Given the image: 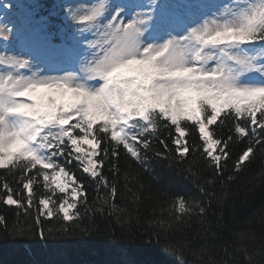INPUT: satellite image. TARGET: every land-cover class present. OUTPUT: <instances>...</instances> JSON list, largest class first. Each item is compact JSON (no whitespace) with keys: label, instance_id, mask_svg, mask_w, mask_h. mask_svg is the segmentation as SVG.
Instances as JSON below:
<instances>
[{"label":"snow or ice","instance_id":"obj_1","mask_svg":"<svg viewBox=\"0 0 264 264\" xmlns=\"http://www.w3.org/2000/svg\"><path fill=\"white\" fill-rule=\"evenodd\" d=\"M6 7L0 0V8ZM61 9L72 29L76 67L71 71L39 66L45 56L67 47L66 38L40 33L33 48L9 51L13 30L0 25V170L18 176L27 191L25 199H14L5 182L6 205L27 213L33 186L42 182L40 215L49 220L62 216L55 231H69L80 216L73 210L81 200L86 203L85 186L70 170L76 162L97 189L107 190L103 205L115 209L118 189L109 185L103 167L118 161L123 150L148 170L150 138L161 126L178 134L170 139L181 162L190 151L200 152L221 178L230 146L247 139L228 182L255 159L257 147H264V0H179L175 5L166 0H73ZM228 123L227 138L218 137L215 128ZM196 132L200 143L190 146L187 137ZM159 143L164 151L155 157L169 159L168 142ZM112 170L119 174L116 163ZM257 178L264 180V170L249 183ZM143 187L139 184L137 191ZM57 191L63 196L58 208ZM132 195L139 200L137 192ZM207 206L177 196L172 203L176 215L170 212L167 221L151 223L170 231L186 226V217L203 219ZM14 231L22 235L24 229ZM39 235H44L42 226ZM232 236L247 264H256L246 246L256 240V232L246 227ZM207 248L201 245L194 255L202 257ZM223 251L224 259L210 257L207 264H230L232 253L227 247ZM255 255L264 264V250Z\"/></svg>","mask_w":264,"mask_h":264},{"label":"trees","instance_id":"obj_2","mask_svg":"<svg viewBox=\"0 0 264 264\" xmlns=\"http://www.w3.org/2000/svg\"><path fill=\"white\" fill-rule=\"evenodd\" d=\"M44 1L45 9L35 7L42 17L38 24L40 32L62 37L67 30H72L61 9L52 6L54 0ZM230 128L232 125L228 123L223 128L216 127L215 132L218 137L227 138ZM175 135L178 134L173 128L161 126L150 138L152 149L146 153L148 170L123 150L118 161L106 162L103 174L109 185L115 183L118 189L115 209L103 205L107 190L103 186L97 189L74 162L70 170L85 186L86 203L81 200L78 208L73 210L80 216L63 234L55 231L62 226V216L49 220L40 215L38 202L45 194L42 182L34 184L33 204L25 213L23 209L3 202L8 194L3 187L5 182L12 189L14 199H25L27 191L18 176L0 170V264H207L210 257L217 261L224 259L225 247L232 253L230 264H247L244 254L236 251L237 243L232 236L233 231L246 227L257 234L256 240L246 242V246L259 264L261 257L255 253L264 250V239L261 238L264 236V180L257 178L253 183L249 180L264 170V147H257L255 159L233 182H228L227 176L232 172L235 159L247 146V139H237L230 146L231 158L224 165L221 178L216 176L200 152L190 151L181 162L170 139ZM161 139L166 140L172 149L169 159L154 155L156 151H164L159 143ZM187 141L190 146L200 143L198 132L189 135ZM113 163L119 168L116 176L113 175ZM139 184L144 187L137 191ZM200 187L205 188V193L200 192ZM132 192H137L138 201H134ZM177 196L206 203V216L203 219L186 217V226L163 231L158 224L151 222L167 221L171 218L170 212L176 215L172 203ZM53 198L57 207L63 196L57 192ZM37 216H40L43 237L39 235ZM15 228H23V234H18ZM201 245H207V251L202 257L194 255Z\"/></svg>","mask_w":264,"mask_h":264},{"label":"rangeland","instance_id":"obj_3","mask_svg":"<svg viewBox=\"0 0 264 264\" xmlns=\"http://www.w3.org/2000/svg\"><path fill=\"white\" fill-rule=\"evenodd\" d=\"M3 2L8 4L9 7L0 8V25H6L8 29L13 30L9 34V51H27L33 48V38L37 35L36 32L39 30L38 24H40L42 19L37 11L39 8L45 9L43 5L45 1L3 0ZM70 2H73V0H54L52 6L61 9L62 5H66ZM75 2L83 3L84 0H75ZM125 2L131 4L133 0H125ZM166 2L175 5L179 0H166ZM132 11H139V9H132ZM62 16L65 20L63 12ZM71 34L72 30L68 31V33L65 32L63 35L64 38L67 39V47L58 54L45 56L39 66L46 68V70H74L76 63L75 53L72 49ZM2 43H4V41L3 38L0 37V44ZM49 195H51V193H49ZM69 202H71V200H69Z\"/></svg>","mask_w":264,"mask_h":264}]
</instances>
